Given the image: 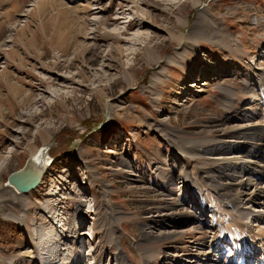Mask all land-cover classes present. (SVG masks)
<instances>
[{"label": "rangeland", "instance_id": "1", "mask_svg": "<svg viewBox=\"0 0 264 264\" xmlns=\"http://www.w3.org/2000/svg\"><path fill=\"white\" fill-rule=\"evenodd\" d=\"M135 1H139L141 13L121 0H0V264L2 258L13 264H79L81 258L94 264L98 257L95 264H117V243L130 264L264 263V241L255 243L254 253L241 254L233 241L223 242L219 248L212 245V230L201 241L189 233L183 238L154 239L161 232L195 228V218L213 224L211 215L204 216L194 204L197 200L186 185V170L198 181L200 173L218 177L230 170L233 175L223 178L230 182L236 181L238 174L258 172L261 147L251 149L249 144L237 155L247 159L255 155V163L248 166L216 165L212 158L215 153L229 156L241 147H231L229 141L253 137L237 135L222 143L221 129L254 112L262 113V106L254 103L260 99L258 91L243 89L242 77L253 75V68H264V0H202L198 8L194 2L199 0H148L151 6L144 0ZM122 3L124 9H131L125 10L126 16L142 23L140 16L148 13L157 27L135 31L136 37L141 35L135 39L120 35L124 25L99 24L100 20L112 23ZM209 7L226 33L238 41L230 40L233 48L225 50L217 43L202 41L188 53L186 67L168 69L170 78L159 86L164 92L155 103L148 88L151 76L178 47L169 34L180 35L175 27L184 21L188 27L181 29L187 34L199 10ZM115 38L121 43H114ZM207 59L214 66L208 65ZM226 85L239 91L236 108L229 111L223 107L221 93ZM164 124L181 129L184 138L203 143L196 162L177 157L173 138L170 136V143L161 138ZM90 126L97 128L89 131ZM43 147H50L53 160L43 183L22 195L7 187L8 176ZM156 164L162 168L161 175ZM90 168L102 181L90 182ZM102 182L111 186L106 202ZM229 191L219 192L217 197L208 190L204 194L207 201L220 205L219 199L228 197ZM255 191L254 186L246 187L239 199L245 202ZM50 193L55 200L48 204L45 196ZM29 195L27 207L22 208L17 198ZM256 201L244 205L243 213L251 214L257 208L264 211L258 204L263 199ZM105 204L110 208L113 229L105 228L110 230H100L97 225L103 215L98 208ZM48 205L43 215L39 210ZM23 211L28 214L27 232L10 218ZM229 215L218 213L221 219ZM236 215L233 217L238 219ZM257 215L261 217L242 220L253 238L264 234V213ZM51 216L56 217L53 224ZM176 219L188 223L175 225ZM226 225L224 232L229 235L234 229ZM79 230L87 237L77 241ZM92 230L95 237L90 240ZM116 230L118 238L103 232ZM29 231L34 232L35 241ZM149 231L152 234L146 237ZM70 247L74 258H59L68 256ZM37 249L42 258L35 257Z\"/></svg>", "mask_w": 264, "mask_h": 264}, {"label": "bare ground", "instance_id": "2", "mask_svg": "<svg viewBox=\"0 0 264 264\" xmlns=\"http://www.w3.org/2000/svg\"><path fill=\"white\" fill-rule=\"evenodd\" d=\"M121 1L125 2L127 4H131V6L133 7V10L136 9L138 13H141L139 11V8H138L139 7V1H135V0H121ZM158 2H160V1H158ZM162 2H167V1L162 0ZM143 3L148 5V6L149 5L151 6V4H152V3L148 4V0H144ZM167 4H169V3H167ZM199 5H202V0L194 2V6H196V8H198ZM124 8H125L124 3L119 4V10L120 11H123ZM97 10H100V8H97ZM125 10L130 11L131 9L126 8V9H124L123 13H119L120 12L119 11L117 13V15L111 20L112 21V23H110L111 25L109 23H106L105 20H100L99 24L100 25H106V26H114V25H120V24L124 25V29L121 31L120 35H125L126 37L130 36V37H134V38L136 37L135 31L138 32L140 29L146 28L147 26H151V25H154L155 27H157L155 25L156 21L148 13H146L147 16H145L144 14L142 16H140V17H142L143 22L138 23V22L134 21L132 18L126 16L127 11H125ZM75 11H76V9H75ZM217 19L218 18L214 14L211 7L206 8V9H200L198 14H197L196 20L194 21L193 25L191 26V28L187 34H184L183 30L181 29V27H184V28L188 27V23L185 21H184V24H182L181 26L178 24L175 27V30H178L180 35L176 36L174 34L175 32L169 34L171 39H174V41L177 42L178 47H177L176 51L170 57H168V59L166 61H164V64L162 65L163 67L151 76L148 88L150 89V92L153 95V101L155 103H157L159 101L161 93L164 92L163 90H161L159 88V86L162 84H165V80L170 78L167 75L168 69L171 68L173 65H177V66L182 67V68L186 67L187 66L186 59L189 58L188 53L194 52L195 49L200 45V43L202 41H209L211 43H217L224 50H225V48H230V49L233 48L229 44L230 40H232L233 43H236L238 41V39L234 40L232 38L233 36L231 37L228 33H226V30L219 23V21ZM76 21H78V19H76ZM88 24H89V20L87 19V25ZM100 25H98V27L95 31V34H97L99 32V29H100L99 26ZM85 35H86V33H85ZM137 37L139 38V37H141V35L138 34ZM227 38L229 39L228 42L226 41ZM124 41L128 42L127 39H124ZM113 42L117 43V44L121 43L120 39H116V38L113 40ZM93 48L97 49V46L95 45ZM93 48L90 50L93 51ZM207 64L210 66H214L213 61L211 59H207ZM249 70L251 71V67L249 68ZM253 71H254V73H259V75H257L256 77H255L254 73H253V75H248V74L244 75L242 77V81H243L242 88L245 90L246 89L250 90V88H253V92L258 91L260 99L255 100L254 103L256 106H262V113L260 114L258 112H254L252 115H250L249 118L247 117L248 119L245 118V120H241L237 123L230 125L229 127H225L223 129H221V132L223 133L221 142L227 143L228 142L227 139H229V138L235 139V138H237L236 137L237 135L241 136V135L247 134L249 136L253 135V137H252V139H250L248 141H240L239 139H238V141H237V139L229 141L230 142L229 144H231V147L235 144L240 145L241 147L238 149H234V151L231 153V155L226 156V157L221 156L220 153H215L214 154L215 157L212 158V161L215 162L216 165H219L221 163H226L230 166H235V167H238L239 164H241V163L244 164V166L251 165V164L255 163V162H253V159H255L254 158L255 155L250 159H247L246 156L245 157L237 156L238 154L241 153V150L245 149V146H248L250 144L251 149H253L254 146L262 148L261 154L259 155L261 162L256 163V167L259 165L258 172L248 171L247 173L245 172L244 174H238L236 181L234 179L233 181L230 182L229 180H226V181L223 180L224 177H226V179H229L230 176L233 175L232 173L229 172L230 170L227 172H222V174L218 177L217 176H207L208 177L207 178L206 176H204V175H207V172H204V174L200 173L201 179L198 178L199 181L196 179L193 180V177L190 175L189 171L186 170L184 173L186 185H187L188 189L191 191V194L194 196V199L197 200L196 203H194V204L196 205V207L199 208L200 213L204 214V216H205V214L211 215V219H212L213 224L210 225L207 219H206L207 220L206 221L207 224H206L205 221L197 220L195 218V220H192V223L194 224V226H196L195 228L192 227L191 229H187L188 228L187 227L186 228L187 230L182 229L179 231H177V230L171 231L170 230L166 233L161 232V233H158L157 235H155L154 239L156 241H159L162 239H177L180 237L183 238V236L186 235L185 233H189L191 235V238L194 237V238H197L199 241H201V240L207 239V236L211 233V230H212V234H213L212 240L214 241V243L212 245H216L219 248V245L221 243H223V242H227V243L230 242L231 243L233 241L236 244V246L238 245V248H235V249L241 251V254L243 251H246V252L248 251L249 253H251L253 251V247L255 246V243L258 244V242H259L261 244V242L264 241V234L259 233V234H257L256 237L253 238V236H252L253 232L251 233V230L250 231L247 230V228H246V226H248L247 223H244L242 221L243 219H249L252 215L261 217V215H257V214L259 212L264 213L263 210H260V209L258 210V208H257V210L252 211L251 214L243 213V210H245L244 205L255 204L254 202H257L256 200H258V197H261L263 199V203H258V204H260L262 206L261 208H264V186L258 187L259 184L264 185L263 184L264 183V164H263V161H264V68H261V69L253 68ZM234 73H236V72H234ZM220 76L222 77V73H220ZM197 82L199 84L200 80ZM193 86H194V84L192 85V87ZM205 86H207V85L205 84ZM238 92H239L238 89H234L233 87L228 86V85L221 87V93L223 94L222 96H223V99L225 101V104H223V107L226 111H229V110H232L233 108H236L235 102L237 100L236 98L238 96ZM241 93H243V91H241ZM258 101H260V102H258ZM255 105H253V106H255ZM120 106L123 108L122 105H120ZM120 106H118V107L120 108ZM111 107H113V105ZM111 107L109 108L108 106H106L107 109L108 108L111 109ZM121 110L124 111V108ZM227 114H228V112H227ZM181 134H182L181 129L175 128L171 124H164V131L161 134V136H162L161 138L164 139L165 141L168 140L169 143H170L171 139L173 138L172 139L173 140L172 145H173L175 154L177 155V157L179 159L188 160L190 162H194V161L196 162L197 159H199L201 157L200 152H201V149L203 147V143L201 141L190 140V139L184 138ZM49 136L51 137L52 135L49 134ZM170 136L172 137L171 139H170ZM43 148H46V147H43ZM43 148H42V150H39L36 155L41 154L42 151L44 150ZM49 151H50V149H49ZM49 151H48L49 159H52V157H50ZM242 152H245V150ZM36 155H33V156H36ZM52 164H53V162H52ZM158 164L155 165L157 167L156 171L161 175L160 171H162V168L160 166H158ZM198 167H199V165L197 166V168ZM200 171L203 173L202 168H199V172ZM47 173H48V170H47L46 174ZM168 176H170V175H168ZM243 177L246 178L245 181H244ZM97 180L102 181V179H100L99 175L96 174V171H94L93 169L90 168V182L95 184V182H97ZM42 183H43V181H42ZM177 186H179V185H177ZM252 186H254L256 188V191L254 193L255 195L254 194H253L254 196L250 195L251 197L252 196L253 197L252 198L249 197L245 202L241 201L239 199V198H241L240 194L243 192V190H245L246 187H252ZM7 187H9V186H7ZM100 187H101L102 193L104 194V198H105V202H106V199L108 198L107 194H109L111 186H109V184L106 182H102ZM9 188H11V187H9ZM203 188L206 191L208 190V191L213 192L216 197H217V194L219 195V192L220 193L224 192V191L227 192L230 190L229 192L231 194L228 195V197H226V198H221V200L219 199L218 203H220V202L221 203H220V205H218L217 203H212L209 200L207 201L208 198L205 196V194H204L205 190ZM51 193L49 196H45L48 204H51V202H53L55 200L54 195ZM17 194H19V193H17ZM19 195H22V194H19ZM225 195H227V194H225ZM73 196H77V193H73ZM30 199H31L30 195L27 197H18L17 198L18 203L22 206V208L27 207L28 200H30ZM48 208H49V205H48V207L47 206L43 207L42 208L43 210H39V211L42 212L43 215H45V211ZM109 209L110 208H109L108 204H105L102 207L98 208V211L103 212V215L101 217H99L101 223H97L98 228L100 230H102V229H105V230L113 229V227L110 226L111 225V219L109 216ZM218 210L220 212H225L227 214H230L229 218H227V219L219 218L218 217V213H219ZM236 214H239V215H236ZM234 215H236L238 219L240 218V221L238 219H236V217H233ZM10 218H12L16 222H18L25 231L28 230L29 225H28V221H27L28 220L27 211H23V213H21L19 217L10 215ZM55 219H56L55 216H51L50 217V224H53V221H55ZM237 220H238V222H236ZM176 221H177V219H176ZM189 222H191V220ZM202 222H204V223H202ZM187 223H188V221H186V220H185V222L184 221L182 222L179 220V222L177 221L175 223V225H178V224L181 225V224H187ZM226 224H228L229 227H232L234 229L232 231V233H230L229 235L225 234V232H227L225 230L227 228ZM97 225H96V227H97ZM65 226H66V224L64 223L63 227H65ZM105 227H108V228L111 227V228L106 229ZM75 228H76V226H75ZM208 228H210V229H208ZM207 229H208V231H207ZM44 230H46V229H44ZM96 230L98 231V229H96ZM224 230H225V232H224ZM227 230H228V228H227ZM103 232H104V235H106V236L112 234V235H114V238H118L117 234H119V232H117V230L113 231V232H105V231H103ZM143 232H144V230H143ZM94 233L92 230L90 235H88V236H90V240L94 239V237H95ZM150 233H151L150 231L148 233H146L147 234L146 237L150 236ZM28 234H29L30 238H32L34 241L36 240L35 234L33 231H29ZM81 236H85V232L82 233L81 230H79L78 234L75 237L76 240L78 241ZM85 237H87V235ZM86 240H87V238L85 239V241ZM86 243H87V241L84 243V246H86ZM116 247H117L116 250L118 249L117 253H116L117 256L115 257L116 263L117 264H130V262L127 260V258L129 256L127 257L125 255V252L120 248L119 243L116 244ZM263 247H264V245H263ZM72 248L73 247H70L68 249L69 250L68 256L66 255V257H64V258L61 256L59 258L64 259V260H66V258H67L68 261L70 259H73L74 258V255H73L74 251ZM209 249L210 250H209L208 254L211 255L213 252L212 247H209ZM84 250H85V248H84ZM254 251H253V253H254ZM256 251H258V250H256ZM32 252L33 251H31V255L33 256ZM34 254H35V257H37L38 259L42 258L41 257L42 251H40L39 249H37ZM255 255H257V253H255ZM98 259H99V257H98ZM98 259H96L94 264L98 262L97 261ZM1 261L3 264H13V261L9 260V259L2 258ZM84 262H85V260L81 258L79 260V262H77V263L83 264ZM75 263H76V261H75ZM87 263H88V261L86 260V262L84 264H87ZM54 264H57V263L55 262ZM60 264H65V261L63 263H60ZM68 264H69V262H68ZM100 264H102V261L100 262Z\"/></svg>", "mask_w": 264, "mask_h": 264}, {"label": "water", "instance_id": "3", "mask_svg": "<svg viewBox=\"0 0 264 264\" xmlns=\"http://www.w3.org/2000/svg\"><path fill=\"white\" fill-rule=\"evenodd\" d=\"M43 149L41 154L30 156L22 168L12 172L8 176L6 186L11 187L19 194H29L36 190L41 185L49 166L53 162L48 155L50 147Z\"/></svg>", "mask_w": 264, "mask_h": 264}, {"label": "trees", "instance_id": "4", "mask_svg": "<svg viewBox=\"0 0 264 264\" xmlns=\"http://www.w3.org/2000/svg\"><path fill=\"white\" fill-rule=\"evenodd\" d=\"M95 128H97V127H89V131H93V129H95Z\"/></svg>", "mask_w": 264, "mask_h": 264}]
</instances>
